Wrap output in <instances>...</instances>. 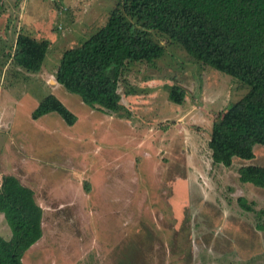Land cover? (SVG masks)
<instances>
[{
    "label": "rangeland",
    "instance_id": "1",
    "mask_svg": "<svg viewBox=\"0 0 264 264\" xmlns=\"http://www.w3.org/2000/svg\"><path fill=\"white\" fill-rule=\"evenodd\" d=\"M119 1L0 0V182L13 172L43 211V234L22 264H264V187L237 172L264 164V145L230 166L213 163L208 146L214 120L247 85L155 30L165 51L125 64L122 109L100 110L55 85L62 51ZM18 32L50 40L37 72L12 60ZM171 84L185 89L182 103L169 99ZM50 92L76 114L73 124L55 111L32 120ZM0 234L11 235L1 212Z\"/></svg>",
    "mask_w": 264,
    "mask_h": 264
},
{
    "label": "trees",
    "instance_id": "2",
    "mask_svg": "<svg viewBox=\"0 0 264 264\" xmlns=\"http://www.w3.org/2000/svg\"><path fill=\"white\" fill-rule=\"evenodd\" d=\"M2 8L0 2V11ZM151 30L247 85L244 94L214 120L208 146L213 163L230 166L235 158L252 159L255 145H264V0H120L104 24L62 51L56 80L92 107L122 109L118 83L125 64L150 62L165 51ZM49 43L47 38L18 32L12 60L37 72ZM168 92L171 101L183 102L181 85H169ZM51 111L68 124L77 120L52 92L30 114L36 119ZM237 172L241 182L264 187V164H241ZM237 200L243 208L255 210L246 197ZM0 212L11 232L10 238L0 234V264H22L23 253L43 234L42 207L34 190L8 173L1 177ZM256 215L264 216V207Z\"/></svg>",
    "mask_w": 264,
    "mask_h": 264
},
{
    "label": "crops",
    "instance_id": "3",
    "mask_svg": "<svg viewBox=\"0 0 264 264\" xmlns=\"http://www.w3.org/2000/svg\"><path fill=\"white\" fill-rule=\"evenodd\" d=\"M43 68V65L41 66V68L40 69H42ZM54 82H55V85H58V84H60L57 80H56V78H55V80H54ZM54 85V86H55ZM54 86H52V87H54ZM33 109V108H32ZM32 111V110H31ZM46 114V113H45ZM45 114H43V115H45ZM31 115V114H30ZM43 115H41V116H43ZM41 116L40 117H38V118H36V119H32V120H36L35 122H37L38 120H40L41 119ZM31 117V116H30ZM32 118V117H31ZM244 160H246V159H244ZM243 164H246V162L245 163H243ZM11 174H13V172H10ZM5 174H8V173H5ZM13 175H15V174H13ZM16 176V175H15ZM17 177V176H16ZM18 178V177H17ZM19 179V178H18ZM20 180V179H19ZM23 183V182H22ZM28 186V185H27ZM40 205V204H39Z\"/></svg>",
    "mask_w": 264,
    "mask_h": 264
}]
</instances>
